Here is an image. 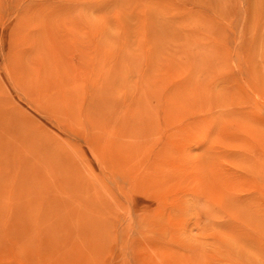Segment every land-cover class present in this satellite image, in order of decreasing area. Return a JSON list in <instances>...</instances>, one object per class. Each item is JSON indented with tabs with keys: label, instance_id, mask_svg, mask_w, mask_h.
I'll return each instance as SVG.
<instances>
[{
	"label": "rangeland",
	"instance_id": "obj_1",
	"mask_svg": "<svg viewBox=\"0 0 264 264\" xmlns=\"http://www.w3.org/2000/svg\"><path fill=\"white\" fill-rule=\"evenodd\" d=\"M0 264H264V0H0Z\"/></svg>",
	"mask_w": 264,
	"mask_h": 264
}]
</instances>
